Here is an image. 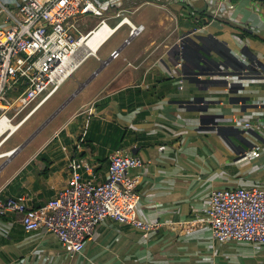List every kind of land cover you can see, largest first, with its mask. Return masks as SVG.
<instances>
[{
  "label": "crops",
  "instance_id": "1",
  "mask_svg": "<svg viewBox=\"0 0 264 264\" xmlns=\"http://www.w3.org/2000/svg\"><path fill=\"white\" fill-rule=\"evenodd\" d=\"M20 1L0 0V28L12 22ZM229 1L231 8L220 9L219 0H93L100 15L70 18L66 26L77 37L105 21L87 38L93 53L82 44L78 53L86 55L80 65L90 57L92 69L106 63L65 103L89 73L75 77L79 65L71 82L27 117L55 96L33 137L52 123L56 128L24 156L0 196L25 195L40 206L65 185L70 159L88 163L90 176L102 181L109 156L121 149L142 160L132 172L139 175L136 214L146 221L203 216L213 189L264 187V127L254 126L264 124V0ZM123 16L128 23H119ZM131 25L143 28L130 35ZM247 64L253 73L237 81L232 74ZM94 121L100 140L77 148ZM0 264H264V243L218 241L207 225L189 232L163 225L144 236L107 217L81 251L67 253L54 234L27 232L9 214L0 216Z\"/></svg>",
  "mask_w": 264,
  "mask_h": 264
},
{
  "label": "built area",
  "instance_id": "2",
  "mask_svg": "<svg viewBox=\"0 0 264 264\" xmlns=\"http://www.w3.org/2000/svg\"><path fill=\"white\" fill-rule=\"evenodd\" d=\"M218 4L220 9L232 7L229 0H219ZM15 10L17 15L9 26L0 28V118L8 122V111L12 109L17 115L37 101L30 115L70 78L86 56L78 53L79 47L94 29L105 25L101 20L88 35L80 37L66 26L78 14L100 15L93 0H21ZM124 22H129L125 16L119 23ZM131 26L130 35L143 28ZM254 126L264 124L256 121ZM248 156L254 157L256 153L251 151ZM141 164L142 160L128 150H117L109 156L104 180L95 181L89 174L90 165L72 158L68 163L69 177L54 196L37 207L31 206L25 195L0 196V216L16 214L25 231L41 228L54 234L67 253L81 251L107 217L141 231L144 236L163 225L185 232L207 225L218 241L264 243L263 186L213 189L203 216L146 221L136 214L139 175L132 172Z\"/></svg>",
  "mask_w": 264,
  "mask_h": 264
},
{
  "label": "rangeland",
  "instance_id": "3",
  "mask_svg": "<svg viewBox=\"0 0 264 264\" xmlns=\"http://www.w3.org/2000/svg\"><path fill=\"white\" fill-rule=\"evenodd\" d=\"M98 55L100 57H105V45L101 48ZM94 64H96V58L90 57L89 59H87L86 61H84L80 65V67L75 71L74 76L75 77L82 76V78L85 79V71H87V69L89 70V73L86 75V77H88L92 73V71L94 70V69H92L94 67ZM69 82H71V78L68 79L62 85L60 91L63 90L69 84ZM9 96H12V94H9ZM90 97H92V94H89L86 98H84L83 102H86ZM54 99H55V96L52 97L43 106L42 109L47 108L49 106V104ZM36 103H37V101L32 103L29 107L22 109L17 115H15V112L12 109L10 111H8L7 116H8V118L11 119V123L16 124L20 120H22L24 118V116L27 115L30 112V110L36 105ZM41 110H39L29 120L22 123V125L18 129H16L14 134H11L8 138H6V140L0 146V153H6V156H4V155L3 156L1 155L2 157L0 156V167H1V165H3V163L9 157L8 155L10 153H14L12 151V149L15 148L16 146L20 145L23 141H25V139H27L31 135V133L34 132L38 128V126L41 124V123H39L40 122L39 116H40ZM54 125H55V123H52L48 128H46L45 130H42L40 134H38L37 136L35 135L31 139V141L29 142L27 147L25 148L24 152H21L19 154V156H16L9 163H7L5 166L2 167V169L0 170V186H2L4 184V182L13 174L15 168L18 166V164H20V162L23 160L24 156L26 154H28L29 152L34 151L42 143L43 139L46 138L47 136H49L53 132V130L56 128V126H54ZM79 130H81V129H79ZM29 131H31L30 134L27 137H25V134L29 133ZM4 136L5 135H2L0 137V140L3 139Z\"/></svg>",
  "mask_w": 264,
  "mask_h": 264
},
{
  "label": "water",
  "instance_id": "4",
  "mask_svg": "<svg viewBox=\"0 0 264 264\" xmlns=\"http://www.w3.org/2000/svg\"><path fill=\"white\" fill-rule=\"evenodd\" d=\"M106 60L101 61L100 65L95 68L92 73L83 81V83H81V86L79 88H77L75 91H73V93L71 94V96L65 101L68 102L70 100V98L75 95L82 86L86 85L87 83H89L91 81V79L101 70V68L105 65ZM256 65H259L258 63H256ZM253 65L252 64H247V65H243L241 68V71H235L232 75H236L238 77V79H236L237 81L239 80H243L244 79V75H249L251 73H253ZM201 99V98H200ZM44 124V123H43ZM42 124V125H43ZM41 125V126H42ZM41 126L36 129L27 139H25V141H23L20 145L16 146L15 148L12 149V151L15 153L16 151L20 150L24 145H26L29 140L33 137V135L41 128Z\"/></svg>",
  "mask_w": 264,
  "mask_h": 264
},
{
  "label": "bare ground",
  "instance_id": "5",
  "mask_svg": "<svg viewBox=\"0 0 264 264\" xmlns=\"http://www.w3.org/2000/svg\"><path fill=\"white\" fill-rule=\"evenodd\" d=\"M88 36H87V38H88ZM87 38H86V42L83 44V46L89 51V53H93L91 51L90 47H89L88 39ZM87 50L85 52H87ZM83 55H84V53H83ZM28 116H29V114L25 115L24 118L22 120H20L16 124H12L11 122H8V120H6L4 118H0V137L2 135H5L4 138L0 140V146L3 144V142L6 140V138H8L11 134H14V132L16 131V129H18L22 125V123L27 119ZM1 155L2 156L3 155H6V153H0V156Z\"/></svg>",
  "mask_w": 264,
  "mask_h": 264
},
{
  "label": "trees",
  "instance_id": "6",
  "mask_svg": "<svg viewBox=\"0 0 264 264\" xmlns=\"http://www.w3.org/2000/svg\"><path fill=\"white\" fill-rule=\"evenodd\" d=\"M100 122L99 121H94L92 123V126L89 131L85 133V135L82 138L81 145L82 146H88L91 145L93 141H99L101 138V131H100ZM118 131V128L116 126L112 127L111 130L109 131V136H114ZM108 135V132H107ZM105 136L104 140L102 141L103 143H106L109 139V136Z\"/></svg>",
  "mask_w": 264,
  "mask_h": 264
},
{
  "label": "flooded vegetation",
  "instance_id": "7",
  "mask_svg": "<svg viewBox=\"0 0 264 264\" xmlns=\"http://www.w3.org/2000/svg\"><path fill=\"white\" fill-rule=\"evenodd\" d=\"M99 65H100V64H99ZM80 86H81V82L77 84L76 89L79 88ZM76 89H75V90H76Z\"/></svg>",
  "mask_w": 264,
  "mask_h": 264
}]
</instances>
